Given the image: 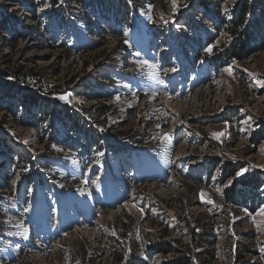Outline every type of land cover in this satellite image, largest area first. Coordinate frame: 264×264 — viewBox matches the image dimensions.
<instances>
[{
	"label": "rangeland",
	"instance_id": "374dc122",
	"mask_svg": "<svg viewBox=\"0 0 264 264\" xmlns=\"http://www.w3.org/2000/svg\"><path fill=\"white\" fill-rule=\"evenodd\" d=\"M200 1L0 0V264H264V0Z\"/></svg>",
	"mask_w": 264,
	"mask_h": 264
},
{
	"label": "trees",
	"instance_id": "16d2710c",
	"mask_svg": "<svg viewBox=\"0 0 264 264\" xmlns=\"http://www.w3.org/2000/svg\"><path fill=\"white\" fill-rule=\"evenodd\" d=\"M258 1V0H257ZM200 4H205V2L203 1V0H201L200 1ZM259 4H261L260 6H263L264 7V3L263 2H260ZM251 5V6H250ZM254 5V6H253ZM206 6V5H205ZM239 9L241 10V12H242V18L243 19H241V20H239V21H237L238 23H236V24H233V23H230V29H228V30H230L231 31V33L234 35V37L235 38H237V39H235V42H234V46H232V48L231 49H229V51H228V53L227 54H229V56L230 57H233L234 59L235 58H238L239 57V54H240V52H241V50H242V39L243 38H245V36L249 33H247V31L248 30H252V28L254 27V24L252 23L250 26H252V28L251 27H248V30H246L245 29V27H243V23L242 22H244V16L249 12V9H250V11L251 10H253V7H258V5H256L255 6V4H253V3H249L248 2V0H242L241 2H240V4H239ZM207 8V7H206ZM260 9V8H259ZM196 10H198V12H200L201 14H203V12H204V9H201V10H199V9H196ZM209 12L211 13V14H213L212 15V17H213V19L215 20V21H217V22H220V24H222L223 23V20L222 19H220L219 20V17L217 16V14H215V13H212L210 10H209ZM264 12V11H263ZM259 21V20H258ZM260 22H264V19H260ZM257 28V27H256ZM218 30H219V27L217 28ZM38 31V30H37ZM38 33V32H37ZM35 102V101H34ZM34 102H28V105H32V104H36V103H34ZM27 107V106H26ZM208 240V239H207ZM171 243L170 242H162V241H158V242H155V244H152V247H154L156 250L157 249H160V250H162V248L163 247H167L168 245H170ZM165 245H167V246H165ZM169 249V248H168Z\"/></svg>",
	"mask_w": 264,
	"mask_h": 264
},
{
	"label": "snow or ice",
	"instance_id": "6c2138e0",
	"mask_svg": "<svg viewBox=\"0 0 264 264\" xmlns=\"http://www.w3.org/2000/svg\"><path fill=\"white\" fill-rule=\"evenodd\" d=\"M128 2L131 3L132 0H128ZM226 2H228V0H226ZM231 2L234 3L235 0H231ZM172 4H173V11L175 12V11L177 10V7H178V5H177V0H172ZM50 6H51V5H49V4H45V5H44L45 8L50 7ZM185 7H187V5H185ZM148 19L151 20L152 17L149 16ZM164 22H165V23H168L167 20H165ZM178 26H179V25H178ZM124 35H125V36L128 35V31H127V29L124 30ZM124 42H125V43H128L127 40H125ZM212 51H213V49H212L211 46L205 48V52H207V53H209V54H211ZM136 55L139 56V53H137ZM148 63H149V62H148L147 60H144V61H141V62H140V65H141V67H143L144 65H148ZM152 67H155V65H152ZM161 70H162L164 73L175 72V71H176V69H175L174 67H173V68H163V69H161ZM224 71L227 72L229 76H232V75H233V72H232L231 67H226V68L224 69ZM245 71H246V69H245ZM9 79H13V77H9ZM256 83L259 84L261 87H264V80H257ZM60 99H61V100H67V96H61ZM116 99L118 100L119 97H116ZM250 119H251V117H249V120H250ZM247 122H248V121H245V123H247ZM158 127H159V126H158ZM220 135H222V133H219V134L214 133V134H213V136L216 137V138H219ZM163 139L166 140L168 143H171V141H172V137H171V135H170L169 133H165ZM25 143H27V142L25 141ZM54 147H55V146H54ZM262 151H264V149H262ZM98 154H99V155H103L102 152H101V153H98ZM261 167H264V165H262ZM22 171L27 172L28 169H27V168H24V169H22ZM244 171H247V170H246V169H242L241 172H238V173H237V175H238V176L241 175L242 172H244ZM97 179H99V178L97 177ZM86 182H87V181H86ZM16 183H17V180H16V179H13V180H12V184H16ZM92 183L95 184V183H96V180H92ZM229 184H231V181H229ZM29 192H31V189H29ZM200 196H201V198L203 199V198L206 196V193H204L203 191H201ZM206 202H207V203H213V201H211L210 199H209V200H206ZM133 206H134V205H133ZM125 207H128V205L126 204ZM25 211H28V209L26 208ZM257 215L264 216V208H261V209L259 210V212L257 213ZM252 219H253V222L256 224V227H257L258 229L260 228V224H261V223H264V221L257 222L256 219H255V217H252ZM65 235H67V233H65ZM111 235H116L115 231H112V232H111ZM77 264H79V262H77Z\"/></svg>",
	"mask_w": 264,
	"mask_h": 264
}]
</instances>
